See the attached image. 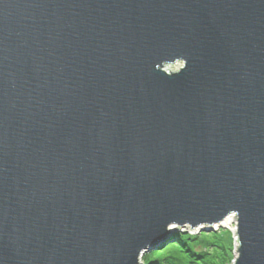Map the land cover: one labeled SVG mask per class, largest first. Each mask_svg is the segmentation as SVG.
I'll use <instances>...</instances> for the list:
<instances>
[{
  "label": "water",
  "instance_id": "obj_1",
  "mask_svg": "<svg viewBox=\"0 0 264 264\" xmlns=\"http://www.w3.org/2000/svg\"><path fill=\"white\" fill-rule=\"evenodd\" d=\"M230 215L264 264V0H0V264H140Z\"/></svg>",
  "mask_w": 264,
  "mask_h": 264
},
{
  "label": "trees",
  "instance_id": "obj_2",
  "mask_svg": "<svg viewBox=\"0 0 264 264\" xmlns=\"http://www.w3.org/2000/svg\"><path fill=\"white\" fill-rule=\"evenodd\" d=\"M156 247L143 255L142 264H230L233 256L232 235L227 230L197 235L174 232Z\"/></svg>",
  "mask_w": 264,
  "mask_h": 264
},
{
  "label": "rangeland",
  "instance_id": "obj_3",
  "mask_svg": "<svg viewBox=\"0 0 264 264\" xmlns=\"http://www.w3.org/2000/svg\"><path fill=\"white\" fill-rule=\"evenodd\" d=\"M182 66H183V64H182V62H177L176 64H174V65H166L164 68H163V70L165 71V72H167V73H176V72H178L179 71V69L180 68H182ZM231 228L232 229H236V224L235 223H233L232 225H231ZM220 230H227V229H224V228H219L218 230H213L212 232H209V233H214V232H219ZM228 232H230V234L232 235V240H233V251H232V261L234 260V234L230 231V230H227ZM177 232H182V230H179V231H177ZM199 233H202V232H197V233H192L193 235H197V234H199ZM228 244H229V240L228 241H226ZM232 261H231V263H232ZM230 263V264H231ZM140 264H142V259L140 260Z\"/></svg>",
  "mask_w": 264,
  "mask_h": 264
},
{
  "label": "bare ground",
  "instance_id": "obj_4",
  "mask_svg": "<svg viewBox=\"0 0 264 264\" xmlns=\"http://www.w3.org/2000/svg\"><path fill=\"white\" fill-rule=\"evenodd\" d=\"M233 217H234V215H230V216H228V217L224 220V222L222 223L221 226H215L214 229H215V230H218L219 228H224V229H227V230H230V231H231V230H232L231 225H232L233 223L236 224V221L233 222ZM172 228H173V227H172ZM172 228H170V229H172ZM172 230H174V229H172ZM234 230H235V229H234ZM176 232H177V231H176ZM182 232H184V233H186V234L193 235L192 232H190V231H188V230H185V229H183ZM197 232H199V231H197ZM197 232H195V233H197ZM231 232H233V231H231ZM149 252H150V251H149ZM147 253H148V252H147ZM145 254H146V253H145ZM142 257H143V256H141L140 260L142 259Z\"/></svg>",
  "mask_w": 264,
  "mask_h": 264
}]
</instances>
